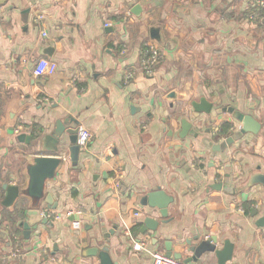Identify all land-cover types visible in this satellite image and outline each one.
I'll return each instance as SVG.
<instances>
[{"label":"crops","instance_id":"1","mask_svg":"<svg viewBox=\"0 0 264 264\" xmlns=\"http://www.w3.org/2000/svg\"><path fill=\"white\" fill-rule=\"evenodd\" d=\"M256 2L0 0V203L4 183L24 191L0 213V264H99L90 249L106 245L116 264H153L135 243L166 252L172 241L187 259L188 240L211 237L220 251L232 245L230 257L207 252L195 264H264V186L247 187L252 171L264 172V137L247 132L215 151L207 142L222 143L241 123L194 108L232 106L264 132V13L249 19ZM150 42L162 61L126 83ZM42 59L57 70L36 78ZM69 116L92 133L76 163L68 134L60 152L38 141ZM38 155L61 157L44 189L51 203L27 195ZM159 190L172 199L167 217L145 200ZM36 202L48 223L26 237L18 223ZM147 217L160 221L156 230L145 229Z\"/></svg>","mask_w":264,"mask_h":264},{"label":"water","instance_id":"2","mask_svg":"<svg viewBox=\"0 0 264 264\" xmlns=\"http://www.w3.org/2000/svg\"><path fill=\"white\" fill-rule=\"evenodd\" d=\"M53 49L48 48L45 49V53H51ZM196 110V114L199 115L201 111H205L207 113H210L211 115L216 116V114H219L221 112H231L233 113L234 117L241 123V128L236 131H231L228 133L227 138L219 144L214 143L213 141L209 140L207 143L209 146L215 150V151H221L224 150L227 146L233 144L236 140L243 137V135L247 132L253 133V134H262L264 137V132L262 131V125L261 123L256 120L252 115L244 114L241 111L236 110L234 107H224L222 109H216L213 107L211 103L206 102L205 100H202L201 105L195 104L194 106ZM66 119L58 120L56 122V126L54 130L47 134H41V138L39 137L38 141L41 142H49L51 144L46 145V147L49 149V151L54 152H60L63 145V135L68 134L69 140L71 143L70 146V155L72 160L76 163L79 158L80 154V146L78 144V137H79V130L78 127L79 122L75 120L72 116H69ZM182 136H186L190 133L191 130V123L183 120L182 122ZM49 127V126H48ZM70 128V129H67ZM31 136L28 134H21L19 135V139L26 143H31ZM61 164V157L56 156H45V155H38L34 158V162L32 165L28 167V174H29V185L27 188V195L34 198L36 201H41L42 199H45L48 203H51L52 196L48 194L45 196L44 189L47 181L49 179H52L56 175V170ZM250 178L248 180V183L250 184L247 187H250L252 185H262L264 186V172H251ZM217 189H224L227 191H231L233 193H236L235 188L225 186L223 183H218L215 185ZM3 189L6 190V196L0 203V213L2 208L10 207L20 195L24 194V191L22 189L14 184L11 183H4ZM246 188V187H244ZM243 188V189H244ZM145 200L147 203H149L152 206L158 207L160 213L162 216L167 217L168 215V206L170 204V201L172 200L171 197L166 195L163 191H153L149 193ZM38 202L31 205L29 208H25L22 212L23 218L19 221L18 225L20 227H23L25 229V236H30V231L32 228L36 229L38 227L39 223L47 224L48 219L42 214L41 208L39 207ZM50 208V206H49ZM164 222H167V220H164ZM146 227L145 229L150 230H156L159 226L160 221L154 219L153 217H147L145 220ZM217 238L211 237L208 239H201L199 243H192L190 240L187 241L189 247V251L193 252L192 257H188L187 259H184L188 262H197V260L207 252H215L216 254H219L222 258L227 259L230 257L232 252V245L229 243H226L225 249L220 251L217 249ZM166 253L168 255H174L177 258L183 259V254L180 252H174L172 249V241L166 242ZM91 255H99L100 262L99 264H116L113 262V260L110 257L109 254V247L106 245L101 251L98 250V248H91L90 249Z\"/></svg>","mask_w":264,"mask_h":264},{"label":"built area","instance_id":"3","mask_svg":"<svg viewBox=\"0 0 264 264\" xmlns=\"http://www.w3.org/2000/svg\"><path fill=\"white\" fill-rule=\"evenodd\" d=\"M264 13V0H257L255 3L254 8L249 13V19L256 21L259 19ZM38 20V19H37ZM112 24L110 22H106L105 26L109 27ZM42 35L46 37L48 35L47 31L43 30ZM163 55L159 47L154 44L153 42L147 43L144 54L140 60V64L135 69H130L125 73V82L129 83L131 80L134 79L137 75H145L150 76L154 74L155 69L162 61ZM57 70V63L51 62L46 59H42L40 63L38 62L34 76L36 78L46 77L53 75ZM92 139V133L90 130L82 128L79 130V137H78V144L80 148H86ZM73 212H67V215H71ZM44 215V214H43ZM45 216V215H44ZM74 226L78 227L79 223L75 222ZM134 250L137 252L147 251L153 260V264H195L192 262L185 261L184 259H180L175 257L174 255H168L166 252L160 251H149L147 250L145 243H135ZM20 256V249L15 248L11 254V257H19Z\"/></svg>","mask_w":264,"mask_h":264}]
</instances>
